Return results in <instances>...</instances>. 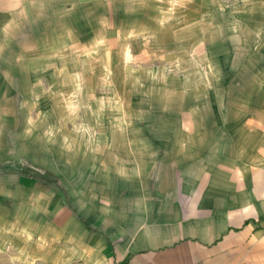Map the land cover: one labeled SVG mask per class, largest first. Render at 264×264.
<instances>
[{
    "label": "rangeland",
    "instance_id": "1",
    "mask_svg": "<svg viewBox=\"0 0 264 264\" xmlns=\"http://www.w3.org/2000/svg\"><path fill=\"white\" fill-rule=\"evenodd\" d=\"M261 87L264 0H0V187L121 169L184 139L168 130L189 98ZM1 251L0 264H44Z\"/></svg>",
    "mask_w": 264,
    "mask_h": 264
},
{
    "label": "crops",
    "instance_id": "2",
    "mask_svg": "<svg viewBox=\"0 0 264 264\" xmlns=\"http://www.w3.org/2000/svg\"><path fill=\"white\" fill-rule=\"evenodd\" d=\"M225 93L189 98L168 130L184 139L130 154L121 169L62 168L56 187L8 168L17 179L5 186L13 195L0 187L10 215L1 253L44 264L74 254L82 264H264V87Z\"/></svg>",
    "mask_w": 264,
    "mask_h": 264
}]
</instances>
